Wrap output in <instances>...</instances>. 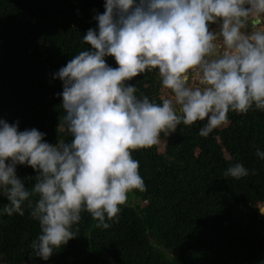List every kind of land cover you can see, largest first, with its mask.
Masks as SVG:
<instances>
[{
    "label": "clouds",
    "instance_id": "1",
    "mask_svg": "<svg viewBox=\"0 0 264 264\" xmlns=\"http://www.w3.org/2000/svg\"><path fill=\"white\" fill-rule=\"evenodd\" d=\"M93 19L97 27L82 36L88 47L53 77L63 86L58 132L70 139L52 145L0 119V196L9 201L0 215L28 209L40 228L31 255L43 261L77 237L82 212L108 229L129 193L144 191L133 152L180 125L205 122L199 135L207 137L230 113L264 112V0H105ZM154 70L159 102L129 83ZM255 155L264 160L259 148ZM18 165L36 172L31 188ZM248 175L239 162L224 172Z\"/></svg>",
    "mask_w": 264,
    "mask_h": 264
},
{
    "label": "trees",
    "instance_id": "2",
    "mask_svg": "<svg viewBox=\"0 0 264 264\" xmlns=\"http://www.w3.org/2000/svg\"><path fill=\"white\" fill-rule=\"evenodd\" d=\"M104 3L0 0V119L18 121L20 131L35 128L52 145L70 139L58 132L63 86L53 77L88 47L82 36L97 27L93 17L104 12ZM106 62L118 67L114 57ZM156 71L129 83L138 96L159 102L164 93ZM203 123L180 125L158 145L133 152L144 191L128 195L108 229H98L82 212L77 237L48 261L31 255L40 228L27 208L24 216L0 215V264H261L264 215L258 205L264 203V160L255 151H264V112L230 113L226 126L207 137L199 135ZM236 162L249 175L225 177ZM16 171L31 188L29 178L36 172L22 165ZM8 203L0 196V208Z\"/></svg>",
    "mask_w": 264,
    "mask_h": 264
},
{
    "label": "rangeland",
    "instance_id": "3",
    "mask_svg": "<svg viewBox=\"0 0 264 264\" xmlns=\"http://www.w3.org/2000/svg\"><path fill=\"white\" fill-rule=\"evenodd\" d=\"M224 126H226V125H224ZM224 126H221V127L217 128V129H218V130H221ZM165 138H166V137H163V135H162L161 140H165ZM215 140H216V145H217L218 147H220V145H221V144H220V139L216 137V138L214 139V141H215ZM162 151H163V149H159V152H160V153H162ZM199 152H200V151L197 149L196 152H195V155L198 156V155H199ZM226 157H228V155H226ZM129 194H132V193H129ZM132 198H133V197H132ZM141 200H142V199H141L140 197H138V198H136V201H135V202L140 204V203H141ZM131 201H133V199H131ZM258 210H259V213H260V214H261V212L264 213V203L258 205ZM31 262H32V261H30V263H28V264H33V263H31Z\"/></svg>",
    "mask_w": 264,
    "mask_h": 264
}]
</instances>
